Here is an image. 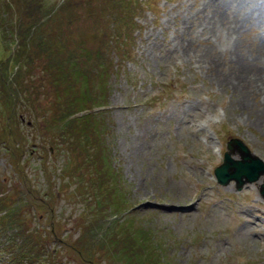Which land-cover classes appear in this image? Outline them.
<instances>
[{
    "label": "rangeland",
    "instance_id": "rangeland-1",
    "mask_svg": "<svg viewBox=\"0 0 264 264\" xmlns=\"http://www.w3.org/2000/svg\"><path fill=\"white\" fill-rule=\"evenodd\" d=\"M53 1L0 0V64L13 51L9 32L18 14L26 21L37 19ZM89 1L97 3L98 10L105 5L104 0ZM131 1L143 9L136 14L134 38L116 68L107 54L110 71L104 85L90 90L99 96L95 102H108L102 109L104 131L99 139L110 170L101 178L110 176L118 189L103 201L95 227L85 231L84 225L93 215L87 203L95 202L88 186L94 163L85 157L82 174H72L66 167L80 163L81 156L65 142H50L46 119L55 111L57 95L43 69L45 56L38 52L30 61L32 72H22L14 80L23 105L6 110L0 106V188L10 192L17 188L27 202L29 198L35 203L24 212V233L34 234L35 240L47 235V244L39 250L55 248L57 264H127L101 249L91 253L84 247L103 236L107 230L101 228L103 218L124 204L133 210L121 218L131 214V226L136 223L149 230L156 264L160 254L169 264H264V197L259 190L263 175L236 189L233 180L221 183L213 172L233 134L264 157V40L253 44L237 39L223 51L234 33L213 31L204 24L212 0ZM262 1L228 0L227 9L243 13ZM62 8L61 20L48 16L39 24L54 51L77 47L78 37H85V30L92 35L94 29L87 0H67ZM263 10L262 15L245 13L236 22L235 34L247 31L244 24L264 26ZM98 39L93 35L88 42L100 47ZM111 40L106 34L103 42L112 49L121 44ZM5 41H10L6 44L10 50L2 46ZM205 52L218 58L206 62ZM260 73L263 78L255 84ZM248 81H254L251 92L243 85ZM46 160L50 177L43 170ZM32 207L40 212L38 218Z\"/></svg>",
    "mask_w": 264,
    "mask_h": 264
},
{
    "label": "trees",
    "instance_id": "trees-1",
    "mask_svg": "<svg viewBox=\"0 0 264 264\" xmlns=\"http://www.w3.org/2000/svg\"><path fill=\"white\" fill-rule=\"evenodd\" d=\"M120 4L126 8L128 7V4L125 2H120ZM120 4H117L118 7H120ZM87 5L90 8L88 10L94 12V7H92L89 0H87ZM3 9H5V7L1 10ZM31 10L32 9L28 10V14H30ZM5 12L6 10L3 11L4 15ZM4 15L3 18L5 21L7 16L5 15L4 17ZM122 16L130 17L128 12ZM1 18L2 17H0V22ZM57 18L61 20L60 17ZM95 19L96 16L92 21L94 22ZM22 20H24V15ZM41 23L43 22H38L36 18H33V23H28L24 26L23 21H20L14 26V30H11L12 33L11 31L9 32V37L13 40V45L15 47L13 51L6 56L5 60L1 59L0 99L1 102H3L0 104L1 110H6V106L14 108V106L21 105L20 91L18 92L17 90L20 87L16 85L14 80L18 76V78H21L19 74H22V72L30 74L32 72V64L30 61H34L37 56L36 52L43 54L45 56V60L42 62V65H44L43 69L47 73L48 81L55 85L54 88L57 95L54 105L56 107L54 109L55 111L52 112L51 118L46 119V127L51 133L50 142L52 140L56 143L57 140L65 141L67 145L76 150V156H81L80 163L72 167L68 164L71 168L66 167V170L69 169L72 174L80 172L79 166L83 164L85 157L95 164L91 167L92 169L97 166L96 169L101 173L109 171V163L105 160L106 153L103 151L101 142L93 143L88 140L86 143L79 136L89 131L95 134L100 132L102 126L99 120L101 119L99 113L89 112L82 116H71L69 119L67 118V120H62V118L66 117L74 108L79 109V107L85 106L87 101L91 100L93 102L94 100H98L96 97L98 95L91 97L90 90L93 86H97V88L103 87L110 68L106 63V54L102 47L93 48V45L90 44L88 40L92 39L93 35H96L99 38L98 42L103 41V34L96 29H92L91 35L89 31L85 30V37L84 35L83 38L78 37V41H76L77 47H67V50L63 51L61 47L58 46L59 50L54 51L50 48V39L46 37L44 28L39 25ZM95 24H97V21H95ZM117 30H119V28ZM9 42L10 41L3 42L2 46L10 50V45H6ZM31 43L34 45L33 49H29L28 47V44ZM61 51L63 52L61 53ZM11 60H13V63L10 66L9 62ZM27 61L30 63L26 64ZM88 61L90 63H87ZM16 81L19 83V86H22V83H20L21 81H18V79ZM22 87H28V85ZM59 96L62 97L63 107L66 109L65 111H59ZM64 132L70 133V135L75 132L77 139L80 138L78 143L75 140L76 136H72L71 139L65 137ZM59 136L60 138L58 139ZM89 146L95 147L97 157H91V155L87 153L86 148H90ZM96 164H99V167ZM80 174L82 173L80 172ZM110 179V176L105 180L102 178L98 184H94L93 187L92 185L89 186V191L92 194L90 197H95V202H93L91 207L95 206L101 210L103 201L105 202L109 199L108 193H112L117 189L116 182L113 181L110 183ZM14 185L15 184L12 183V186ZM87 200L91 202L90 199ZM26 204L28 205L29 203L26 202L25 197L17 188L11 192L9 189L0 188V231L16 228V233L21 237V241H13L9 244V248L6 249L8 255L7 262L9 264H31L30 249L32 243H34L33 237L35 235L24 233L23 225L25 224L24 220L26 214L22 212V209L27 207ZM114 207L118 206L114 205ZM95 214L96 213L86 220V224L84 223L86 227L85 231L91 230L96 225ZM133 220V215H127L107 229L103 236L99 237V240L95 242L88 241V244L85 243L84 247L91 253L97 248V250L101 249L99 250L100 252L113 256V258L119 259L120 256H122L127 264H156V251L152 248L149 230L136 223L133 224L134 226H131ZM6 226L10 228H6ZM17 242H19V244H17ZM24 252H26V254H24ZM27 253H29V255ZM153 261L154 263H152Z\"/></svg>",
    "mask_w": 264,
    "mask_h": 264
},
{
    "label": "bare ground",
    "instance_id": "bare-ground-1",
    "mask_svg": "<svg viewBox=\"0 0 264 264\" xmlns=\"http://www.w3.org/2000/svg\"><path fill=\"white\" fill-rule=\"evenodd\" d=\"M209 1V0H208ZM228 0H212V6L211 9H208L211 11V13L205 16L204 18V24L208 25L213 31H217L218 29H222L224 31H226L227 33H229V35H231L232 33H236L238 32V26L236 25V22L242 18L245 15V13L247 15H259L262 13H260L261 9L264 8V0L256 5V6H250L249 10L244 11L243 13H235V12H229L228 8V4H227ZM231 1V0H229ZM209 3V2H208ZM258 3V2H257ZM210 4V3H209ZM207 10V9H206ZM264 11V10H263ZM262 17V16H261ZM260 18V17H259ZM243 20V19H242ZM252 21V20H251ZM242 22V21H241ZM243 25V24H242ZM245 25V24H244ZM210 29V30H211ZM240 30V29H239ZM239 35V34H236ZM185 49H187V51L189 50L188 47L185 46ZM206 53V54H205ZM204 53V57L203 59L206 60V62H208L209 60H215L217 57V55L215 53H211V52H205ZM203 54V53H202ZM201 54V55H202ZM210 63V62H209ZM250 68V67H249ZM252 68V67H251ZM256 70V69H255ZM254 72V71H253ZM257 72H260L259 70H257ZM250 73V72H249ZM242 75V74H241ZM256 77H258L255 80V84L257 83V81L259 79L263 78V74L260 73L258 74ZM240 79V78H239ZM222 81V80H221ZM245 81V80H244ZM222 83V82H221ZM242 83V82H241ZM238 85V84H237ZM244 86H246L247 90L249 92H251L250 90H254V81H248L245 82V84H243ZM243 91V90H242ZM245 95V94H244ZM248 95V94H247ZM262 115V113H261Z\"/></svg>",
    "mask_w": 264,
    "mask_h": 264
},
{
    "label": "water",
    "instance_id": "water-1",
    "mask_svg": "<svg viewBox=\"0 0 264 264\" xmlns=\"http://www.w3.org/2000/svg\"><path fill=\"white\" fill-rule=\"evenodd\" d=\"M227 145L229 148L225 150L224 161L215 167L217 176L221 181L225 182L231 176H234L236 186H240L247 178L243 177V173H246L249 177H253L257 176L260 172L254 170V167L261 166V169H264V159L253 153L242 138L231 137ZM234 149L239 150L242 153V157L233 158L230 151ZM248 155L252 157V160L246 158Z\"/></svg>",
    "mask_w": 264,
    "mask_h": 264
},
{
    "label": "clouds",
    "instance_id": "clouds-1",
    "mask_svg": "<svg viewBox=\"0 0 264 264\" xmlns=\"http://www.w3.org/2000/svg\"><path fill=\"white\" fill-rule=\"evenodd\" d=\"M244 28H246L247 31H241L239 37L234 33L228 45L222 48L223 51H229L237 39H247L253 44L259 43L261 40H264V26L244 25Z\"/></svg>",
    "mask_w": 264,
    "mask_h": 264
}]
</instances>
